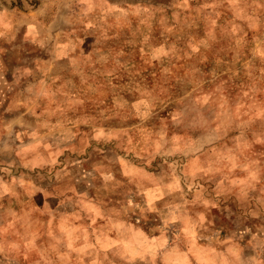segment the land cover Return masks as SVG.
I'll return each instance as SVG.
<instances>
[{"label":"rangeland","instance_id":"obj_1","mask_svg":"<svg viewBox=\"0 0 264 264\" xmlns=\"http://www.w3.org/2000/svg\"><path fill=\"white\" fill-rule=\"evenodd\" d=\"M0 264H264V0H0Z\"/></svg>","mask_w":264,"mask_h":264}]
</instances>
